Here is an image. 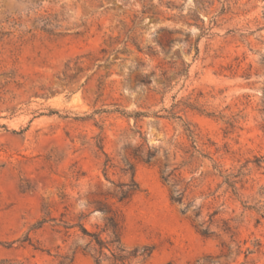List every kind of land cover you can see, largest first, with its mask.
<instances>
[{"label": "rangeland", "instance_id": "rangeland-1", "mask_svg": "<svg viewBox=\"0 0 264 264\" xmlns=\"http://www.w3.org/2000/svg\"><path fill=\"white\" fill-rule=\"evenodd\" d=\"M41 1L64 34L0 41V264H110L100 203L132 264H264V0Z\"/></svg>", "mask_w": 264, "mask_h": 264}, {"label": "trees", "instance_id": "trees-1", "mask_svg": "<svg viewBox=\"0 0 264 264\" xmlns=\"http://www.w3.org/2000/svg\"><path fill=\"white\" fill-rule=\"evenodd\" d=\"M27 3L24 9L20 8V5ZM42 6L41 0H0V41L8 38L12 35H16L18 32L20 34L31 33L34 31H44L52 35H62L63 30L69 29L65 28L62 24V20L57 14L51 12H40V7ZM24 10L26 14L24 15ZM25 16V17H24ZM208 30V29H207ZM197 54H198V47ZM117 111H120L117 109ZM137 116L143 115L142 113H137ZM172 115L176 116L175 112ZM180 117V116H177ZM190 131L189 128H187ZM191 136V131L189 133ZM154 156V153L148 151L144 155V160L149 162ZM264 159H258L256 165L264 168ZM126 173H130L131 179L129 182H123L118 184V190L113 195L118 202L128 201L134 193L139 189V183L135 179V167L133 164L128 162V167L124 170ZM172 173L163 174L165 181L169 182L171 180ZM238 175L228 174L226 176L228 184L236 188L235 185L237 180H232L231 177H237ZM173 191L171 194V199L174 202L183 203L185 192L188 186L181 190L178 187V183L174 182L172 184ZM190 203L186 204L182 208V212H186ZM253 208V207H249ZM103 213H105V224L103 227V232L108 234V237H103L102 232L89 230L85 224L80 223V230L82 237L85 239V243L81 246V249L89 254H91L97 263H101L104 260H109L110 264H132L133 259L140 255H150L152 252L151 248H145L144 252H141L140 248L136 247L132 250H128L122 242V223L119 218L118 212L111 208L108 203H100L98 205ZM258 211H260L258 209ZM200 214L198 213L197 216ZM264 217V214H262ZM44 221H41L43 223ZM205 221L199 222L197 227L202 235L210 236L213 234L210 225H206ZM231 230L229 227L227 228ZM109 252V253H108Z\"/></svg>", "mask_w": 264, "mask_h": 264}]
</instances>
